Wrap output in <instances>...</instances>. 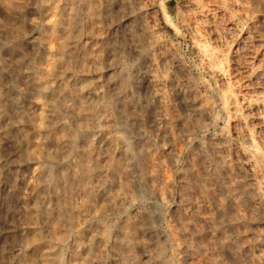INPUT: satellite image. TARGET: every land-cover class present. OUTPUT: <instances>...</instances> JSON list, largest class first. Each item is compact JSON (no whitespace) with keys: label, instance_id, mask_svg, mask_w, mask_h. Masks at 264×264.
<instances>
[{"label":"rangeland","instance_id":"374dc122","mask_svg":"<svg viewBox=\"0 0 264 264\" xmlns=\"http://www.w3.org/2000/svg\"><path fill=\"white\" fill-rule=\"evenodd\" d=\"M76 1L55 14V0H0V264H158L159 243L169 264H264V0ZM49 62L74 76L46 95ZM59 99L71 110L56 122L42 105ZM94 102L97 128L79 114ZM119 136L143 152L151 193L124 169ZM74 242L89 250L73 255Z\"/></svg>","mask_w":264,"mask_h":264},{"label":"bare ground","instance_id":"6f19581e","mask_svg":"<svg viewBox=\"0 0 264 264\" xmlns=\"http://www.w3.org/2000/svg\"><path fill=\"white\" fill-rule=\"evenodd\" d=\"M9 1V5H13V2H14V0H8ZM76 5H77V1L75 0H55V14H57V12L58 13H61L62 11H64L65 9H69L70 10V12H77L76 11ZM79 6V5H78ZM11 7V6H10ZM12 10V9H11ZM77 14V13H76ZM50 24H55V25H58V26H60V24H59V20H58V18H54L52 21H50ZM82 43V39H80V38H72V39H70L69 41H67V43H66V47H67V49H68V51L69 52H73L75 49H77L79 46H80V44ZM48 48V46H47V44H44L43 45V47H42V49H47ZM151 60V59H150ZM151 62H152V60H151ZM44 69L46 70V72H47V76L43 79V80H41V81H39L36 85H37V87L41 90H43V92L46 94V95H50L51 94V92H52V90H53V87H55L54 85H55V83H57V82H59V81H61L62 80V75H66L68 78L69 77H73L74 76V72H72V71H70V70H67V71H61L59 68H58V66H56L55 65V63H53V62H49V63H47L46 65H45V67H44ZM79 76V75H78ZM150 78H151V81L153 82V84L154 83H158L159 82V78H157V76H155L153 73H150ZM81 77L82 78H84L85 79V81H86V85H85V87H84V89H83V94L85 95V96H87V97H93V96H98L99 95V92L97 91V90H95L92 86H91V83L88 81V74L87 73H82L81 74ZM154 86V85H153ZM188 91V90H187ZM68 94H66V96H67ZM162 92H160L159 90L157 91L156 90V92H155V94H154V97L156 98V99H158V101L159 102H162V100H160L161 98H162ZM118 96H119V93H114V94H112V95H110L109 97H107V99L105 100V103H106V106H108L109 108H114V106H115V99H117L118 98ZM49 100H52L51 98L49 99ZM43 106V112H44V114H45V116L46 117H48L49 119H53V117H56V118H54L55 120H57L56 122H61L62 120H61V114L63 115V114H68V113H70V110H71V108H70V106L65 102L64 104H62V102H61V100L59 99V100H56V101H50L48 104H43L42 105ZM135 108H137V107H135ZM99 107H98V104H96L95 102L94 103H89V105H87V107H85V108H83L80 112H79V114H80V117L81 118H83L84 120H86V119H89L90 120V122L89 123H92V126L93 127H95V128H97L99 125H98V122H99ZM203 110V109H202ZM165 110H163V112L161 111L160 113H159V116H158V120L160 121V122H162L163 124H164V126L165 127H167V126H169V124L171 123V121L168 119V117L166 116V114H165V112H164ZM192 111V110H191ZM129 118H130V116H129V114L128 113H126V111H125V113H123V114H121V115H118V116H114V119H115V121H116V124H117V122L118 123H120L121 125H125V124H127V122L129 121ZM113 119V118H112ZM114 119H113V121H114ZM213 119V118H212ZM50 120V121H51ZM54 120V121H55ZM89 120H87V121H89ZM48 121V120H47ZM261 122H262V124L264 125V117H262L261 118ZM46 124V123H45ZM116 124H114V125H116ZM49 125V122H48V124L46 125V127ZM62 125V124H61ZM86 125V124H85ZM83 126V125H82ZM45 127V126H44ZM45 127V128H46ZM125 127H127V126H125ZM44 128V129H45ZM123 128V127H122ZM128 128V127H127ZM126 129V128H125ZM132 129V128H131ZM124 130V129H123ZM127 130V129H126ZM126 130H124V131H126ZM118 133V132H117ZM222 133V132H221ZM222 137V136H221ZM43 140V139H42ZM73 141V140H72ZM43 142H45V141H43ZM48 142V141H47ZM47 142H45L44 144L46 145V143ZM69 142H71V138H69V137H66V138H64V139H62V141H61V143L62 144H67V143H69ZM57 144H58V141H57ZM70 144V143H69ZM71 145H69V147H70ZM112 147H114V150L117 152V153H119V155L121 154V155H123V157H125V159L127 160V165L126 166H123L124 167V169L125 170H127L128 172H130V174L132 173V176H133V174L136 176V179H137V182H138V184H139V186H141L144 190H146V193L148 192V188H147V185H146V182H145V180H144V178H143V173L144 172H146L147 171V169H149V168H142L141 170L139 169V170H137L136 169V167H135V165H134V162H135V160L138 158L137 156L138 155H142V153L140 154V152L138 153L137 151L139 150H137V151H134V149L132 150V148H130V147H128V145H127V143H126V141H125V139L123 138V137H116V144H115V146H113L112 145ZM140 151H142V150H140ZM145 153H149V152H145ZM249 155L250 156H252L251 154H256V149H254V148H251L250 150H249ZM148 155V154H147ZM146 155V156H147ZM257 155V154H256ZM144 156V155H143ZM149 156V155H148ZM140 157V156H139ZM172 157V156H171ZM142 158V157H141ZM92 160V159H91ZM138 161H141V159L140 160H137V162ZM262 163H263V161H261ZM95 163H96V161H95ZM95 163H94V165H95ZM114 163H115V167H118L119 166V164L117 165L116 164V162L114 161ZM140 163V162H139ZM136 164H138V163H136ZM264 164V163H263ZM92 165L93 167H91L90 169H91V171L93 170V171H99L98 169H97V167H98V165ZM114 165V164H113ZM259 165V164H258ZM97 166V167H96ZM112 166V165H111ZM139 166H141V165H139ZM139 166H137V168H140ZM260 166V165H259ZM85 168V167H84ZM89 169V170H90ZM261 172L264 174V165H262L261 166ZM124 170V171H125ZM85 171V170H84ZM148 171H150V170H148ZM147 171V172H148ZM75 174V173H74ZM83 174V173H82ZM129 174V175H130ZM90 175V174H89ZM95 176V175H94ZM135 178V177H134ZM52 180V176L51 175H48L47 177H46V179L44 180V182H43V187L45 188V186H46V184H47V182H49V181H51ZM100 183V182H99ZM130 183V182H129ZM140 187V188H141ZM135 188V187H134ZM235 188H237V187H234L233 189H235ZM97 189V188H96ZM103 189V184H99V186H98V190H102ZM97 191V190H96ZM149 192H150V190H149ZM148 192V193H149ZM157 192V191H156ZM155 192V193H156ZM83 193V192H82ZM147 193V194H148ZM151 193V192H150ZM158 196H160V192H157L156 193ZM162 194V193H161ZM79 195H80V193H79ZM81 196H82V194H81ZM162 196V195H161ZM79 197V196H78ZM161 198V197H160ZM78 199V198H77ZM128 199V198H127ZM163 199V198H162ZM84 200V199H83ZM82 200V201H83ZM78 213V212H77ZM160 214V213H159ZM79 215H81V217H83L84 215L83 214H79ZM80 217V218H81ZM84 218V217H83ZM149 218H147V220H148ZM153 220V219H152ZM232 220V219H231ZM158 222V221H157ZM211 224H209L210 225V227H209V235H212L213 236V233L215 232V231H217V229H219L218 228V221L216 222V221H211L210 222ZM47 225V224H46ZM80 225V224H79ZM109 223H105V224H103L102 225V227H101V229H102V232L100 231V233L101 234H99V235H95V236H93V238H91L92 239V241H96V239H99V240H102V239H104L105 237H106V235H107V233H108V231H109ZM146 225V224H145ZM48 226V225H47ZM150 227H152V228H148V229H151V231H153V233L154 234H156V235H158V237L159 236H161V233L159 232V231H157L156 230V228H153V226H152V224L150 223V225H149ZM155 226V225H154ZM87 227V226H86ZM222 227V226H221ZM235 227V226H234ZM49 228H50V226H49ZM46 229V228H45ZM83 229V228H82ZM222 229V228H221ZM162 232V231H161ZM151 234V233H150ZM109 235V234H108ZM163 235V234H162ZM155 236V235H154ZM131 237V236H130ZM156 237V236H155ZM162 237V236H161ZM160 238V237H159ZM59 239V238H58ZM133 239V238H132ZM162 239H165V238H162ZM157 239L155 238V241H156ZM65 241V240H64ZM157 242V241H156ZM161 242V241H160ZM161 243H159L158 245H154V247L152 248L153 249V251H152V253H150V255H151V259H153V260H155V261H157L158 262V264H169L166 260H165V256L163 257V250H164V247L162 246V245H160ZM163 244V243H162ZM47 247H44V248H41V251H40V256L41 257H46V256H49L50 254L52 255V246L51 247H49L48 245H46ZM61 247V246H60ZM89 250V247H84L83 245H81L80 243H78V242H74L73 244H72V247H71V253L73 254V255H79L80 254V252L82 251V250ZM180 251V250H179ZM54 252V251H53ZM83 252V251H82ZM130 255H131V253H130ZM120 257V256H119ZM118 257H117V255H115V256H113V259L115 260V259H117ZM134 259V258H133ZM47 260V259H46ZM182 260L184 261V262H186L187 263V261H188V256L187 255H183V257H182ZM103 260L102 259H99L98 260V262L97 263H101ZM78 264H86V262L85 261H80L79 260V262H78Z\"/></svg>","mask_w":264,"mask_h":264}]
</instances>
